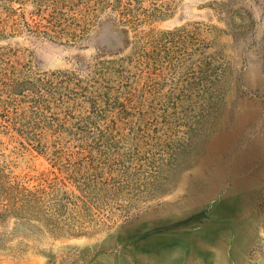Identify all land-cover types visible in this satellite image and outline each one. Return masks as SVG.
Here are the masks:
<instances>
[{
	"label": "rangeland",
	"instance_id": "374dc122",
	"mask_svg": "<svg viewBox=\"0 0 264 264\" xmlns=\"http://www.w3.org/2000/svg\"><path fill=\"white\" fill-rule=\"evenodd\" d=\"M88 2L0 0V264H264V0Z\"/></svg>",
	"mask_w": 264,
	"mask_h": 264
},
{
	"label": "trees",
	"instance_id": "16d2710c",
	"mask_svg": "<svg viewBox=\"0 0 264 264\" xmlns=\"http://www.w3.org/2000/svg\"><path fill=\"white\" fill-rule=\"evenodd\" d=\"M130 0H89L88 4L92 7V10L94 11V14H99L101 10H104L105 8H109V12L116 14V16L119 17V23L126 22V19H124V12L128 11V7L126 4L129 3ZM99 64H102V62H97ZM25 82H12V86L14 89H18L20 86H23ZM196 219V216L191 217L188 222H193V220Z\"/></svg>",
	"mask_w": 264,
	"mask_h": 264
}]
</instances>
